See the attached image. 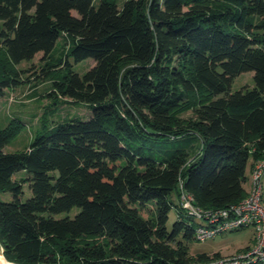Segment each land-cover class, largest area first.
Returning <instances> with one entry per match:
<instances>
[{
	"label": "trees",
	"instance_id": "obj_1",
	"mask_svg": "<svg viewBox=\"0 0 264 264\" xmlns=\"http://www.w3.org/2000/svg\"><path fill=\"white\" fill-rule=\"evenodd\" d=\"M61 37L70 44L56 69ZM0 44L1 96L28 81L18 65L39 54L50 59L44 78L70 60L94 62L84 73L69 69L49 93L83 103L88 117L65 118L23 151H6L22 122L0 128L8 260L193 264L219 256L190 255L199 223L186 217L180 185L208 210L248 195L264 159V0H0ZM246 72L254 86L232 91Z\"/></svg>",
	"mask_w": 264,
	"mask_h": 264
},
{
	"label": "rangeland",
	"instance_id": "obj_2",
	"mask_svg": "<svg viewBox=\"0 0 264 264\" xmlns=\"http://www.w3.org/2000/svg\"><path fill=\"white\" fill-rule=\"evenodd\" d=\"M70 41L66 37H61L56 44L52 55L54 63H57L56 69L64 64L65 54L69 49ZM5 48L0 44V60H4ZM41 54L37 55L32 61H24L18 65L20 69L26 70L22 75V79H28L27 82L18 87L8 89L4 96L0 95V128H4L11 123L12 120L22 122L23 128L21 133L6 147V151H23L28 150L29 145L36 135L46 130H50L58 122L70 116L88 117L89 108L83 103L67 100L62 101L61 98H52L49 93L52 91V83L60 79L62 74L68 72L69 69L84 73L92 65L93 59L89 58L81 62L70 60V66L62 70L53 72L48 77H43L42 68L46 67V62L41 59ZM63 59L60 63L59 60ZM254 86L253 72H246L236 77L232 83V91L243 88H252ZM186 112L185 115H189ZM23 173H18L20 178ZM264 187V177H263ZM246 188H250V184L246 183ZM9 194H2L3 199H8ZM177 202V198L172 196ZM264 202V188H263ZM176 220V211L172 209L170 213V224ZM254 228L248 227L238 231L225 234H219L214 238L205 241L195 240L190 243V255L207 253L213 255L219 253V256H232L242 249L250 248L255 243ZM0 261L4 264H17L8 260L2 249L0 248Z\"/></svg>",
	"mask_w": 264,
	"mask_h": 264
},
{
	"label": "built area",
	"instance_id": "obj_3",
	"mask_svg": "<svg viewBox=\"0 0 264 264\" xmlns=\"http://www.w3.org/2000/svg\"><path fill=\"white\" fill-rule=\"evenodd\" d=\"M264 159L258 161L250 173L248 195L240 202L225 209L208 210L194 204L193 197L180 185V205L186 217H193L196 238L205 241L219 234L254 228L255 243L232 256H218L204 262L193 264H248L264 260V202H263Z\"/></svg>",
	"mask_w": 264,
	"mask_h": 264
},
{
	"label": "bare ground",
	"instance_id": "obj_4",
	"mask_svg": "<svg viewBox=\"0 0 264 264\" xmlns=\"http://www.w3.org/2000/svg\"><path fill=\"white\" fill-rule=\"evenodd\" d=\"M0 264H4V263H2V262L0 261Z\"/></svg>",
	"mask_w": 264,
	"mask_h": 264
},
{
	"label": "crops",
	"instance_id": "obj_5",
	"mask_svg": "<svg viewBox=\"0 0 264 264\" xmlns=\"http://www.w3.org/2000/svg\"><path fill=\"white\" fill-rule=\"evenodd\" d=\"M245 187H246V185H245ZM220 253V252H219Z\"/></svg>",
	"mask_w": 264,
	"mask_h": 264
}]
</instances>
